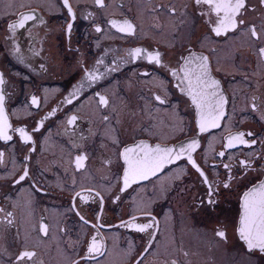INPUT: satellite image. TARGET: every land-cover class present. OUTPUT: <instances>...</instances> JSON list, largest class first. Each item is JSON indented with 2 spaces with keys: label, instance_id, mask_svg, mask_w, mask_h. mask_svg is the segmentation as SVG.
<instances>
[{
  "label": "flooded vegetation",
  "instance_id": "flooded-vegetation-1",
  "mask_svg": "<svg viewBox=\"0 0 264 264\" xmlns=\"http://www.w3.org/2000/svg\"><path fill=\"white\" fill-rule=\"evenodd\" d=\"M235 21L217 35L195 0H0V264H264L239 236L264 184V0ZM192 143L195 167L125 184L127 149Z\"/></svg>",
  "mask_w": 264,
  "mask_h": 264
},
{
  "label": "snow or ice",
  "instance_id": "snow-or-ice-1",
  "mask_svg": "<svg viewBox=\"0 0 264 264\" xmlns=\"http://www.w3.org/2000/svg\"><path fill=\"white\" fill-rule=\"evenodd\" d=\"M197 4H206L209 9L215 11L218 16V24L214 29L217 35L221 34L222 31H227L230 28H234L236 26L235 17L239 14V10L243 7L244 0H195ZM98 5L103 4V0H96ZM65 4H67V0H65ZM69 11L71 9L69 8ZM222 13V15H221ZM34 17H30L22 14V18L18 24H13L10 27L15 29L17 27H23L25 21L32 19ZM71 27V26H69ZM131 25L128 24L127 28L131 30ZM99 31V29H97ZM121 30H124L121 28ZM255 35V32H253ZM139 49L136 50V54L139 55ZM151 59L159 62L158 54L155 57H151ZM0 83H3V78L0 76ZM195 101V96L193 97ZM35 103V100L33 101ZM163 103V101H161ZM199 106V105H198ZM222 114V110L217 112V114L213 117L211 113L206 117L204 113H201V121H200V130L204 131L207 126H217L219 116ZM76 118L73 117L72 121ZM70 121V123L72 122ZM7 117L3 114V96L0 95V138L10 139L11 137L7 134ZM21 135L25 138V140H29L30 137L24 132L23 129L20 130ZM241 143H244L241 137L233 138ZM195 143L188 145L187 148H181L180 150L175 149H161L157 147L156 149H150L147 145L139 146V151L144 152V156L141 159H136L131 157L129 154L136 153L138 149L129 148L126 150L124 154V158L126 163L128 164V171L125 173L124 182L127 185L131 181H135L137 179L147 178L149 174H154L157 169L163 166L164 163L172 162L184 155L185 152H188V159L192 161V157L190 152L195 148ZM229 147L233 146L232 140H229ZM175 153V154H174ZM221 155H223L221 153ZM193 166L195 167V162L192 161ZM199 171V168L197 167ZM203 175V173H201ZM23 178V177H22ZM228 185L226 184L225 187ZM214 203V201H212ZM132 227L137 228L139 231H145L147 228L151 227V224L144 226L131 225ZM222 239H226L225 233L220 231L217 233ZM239 236L240 238L247 244L248 249L254 250L258 249L262 253H264V184L260 185L259 188L253 189L252 191L245 194L243 198V213L240 220L239 227ZM99 251L98 246L95 241H93L92 246L89 248V252H97ZM33 253L25 252L23 253L24 257L31 258Z\"/></svg>",
  "mask_w": 264,
  "mask_h": 264
}]
</instances>
